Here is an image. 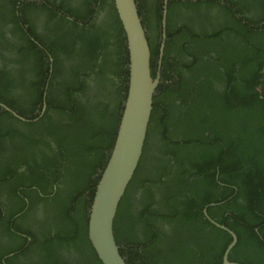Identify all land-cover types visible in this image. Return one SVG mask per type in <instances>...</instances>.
Here are the masks:
<instances>
[{"label":"trees","instance_id":"16d2710c","mask_svg":"<svg viewBox=\"0 0 264 264\" xmlns=\"http://www.w3.org/2000/svg\"><path fill=\"white\" fill-rule=\"evenodd\" d=\"M136 1L144 19L155 77L159 48L148 21L152 17L144 13L145 1ZM253 1L256 0H249ZM18 2L0 0V23H6V18L17 19L16 10L22 7ZM113 3L114 0H103L105 5ZM210 5L205 9L207 15ZM70 9L73 16H83L82 6L74 10L70 5ZM100 13L105 11L102 9ZM110 17L114 32L92 36L86 44L90 60L92 49L100 39L104 58L107 54L118 58L115 72L120 78L125 76L124 90L109 79L101 65L97 80L102 84L98 88L108 89V97L107 102L101 101L94 107L99 108L100 119L85 112L78 105V98L62 102L63 107L53 115L62 125H55L56 118L48 119L50 131L59 133L55 134L58 153L51 149L52 141H49L51 151L42 148L38 135L43 132H16L21 142L15 152L19 157L17 163L13 166L0 163V222L11 228L9 234L22 239L21 248L29 243L30 251L41 244L43 252L38 264H102L89 240V215L123 112L121 105L112 107V101L117 93L124 91L125 103L129 82L127 40L114 4ZM181 29L179 34L169 36L167 46L185 48L198 65L205 66L190 70L192 80L185 81L173 59L164 57L162 78L167 87L162 82L154 97L145 152L114 222L120 252L128 264H220L216 256L208 253L207 256L201 249L204 238L193 237L196 230L190 227L192 223L197 226L204 222L202 210L213 202L221 204L211 207L210 214L225 217L229 213L227 226L238 236L230 258L234 256L246 264H264V46L253 42L254 39L264 43V31L260 36H248L252 39L246 56L248 61L240 60L238 65L224 60L223 67H218L209 65L212 59L203 56L199 47L190 42L191 27L185 24ZM209 34L212 38L221 35L217 23L199 35ZM111 38L113 43L109 42ZM256 49L262 54L258 61L255 60ZM169 63L174 74L180 76V82L166 72ZM178 84L181 85L177 99L180 105H176L172 97ZM3 102L16 108L4 98ZM162 103L165 106L160 105ZM29 106L37 107V104ZM17 109L22 113L27 110ZM28 125L32 128L35 123ZM35 127L42 126L36 124ZM0 135L2 139L7 137L1 129ZM151 138L155 141L151 142ZM22 157L27 162L22 161ZM147 161L160 176L155 175L154 180L149 178L145 182H163V177L170 180L161 188L165 198L152 207L150 204L139 206L142 199L135 198L139 186L153 196L151 187L138 180ZM200 192H203L201 196ZM5 196L7 202L15 199L16 206L9 208ZM34 210L37 213L30 216ZM52 221L55 228L50 225ZM232 240L231 236L224 240L219 250L223 252ZM244 240L249 242L246 247L242 244ZM0 264H3L1 260Z\"/></svg>","mask_w":264,"mask_h":264},{"label":"flooded vegetation","instance_id":"af4514ba","mask_svg":"<svg viewBox=\"0 0 264 264\" xmlns=\"http://www.w3.org/2000/svg\"><path fill=\"white\" fill-rule=\"evenodd\" d=\"M144 1V13L146 16L148 13V16L152 17V20L148 19V21L151 24L152 37L156 40L155 45H158L159 48L155 67L156 76L160 74L161 83L163 82L165 87L167 85L162 78V74L165 72L163 68L165 56L168 59H173L174 65L182 71L185 81L192 80L190 70L205 66L204 64L198 65V62L185 48L167 46L169 36L179 34L177 32L183 31L181 28L185 24H188L192 29L193 37L190 42L199 47L203 56L212 59L209 65L218 67H223L224 60L238 65L240 60L248 61L246 56L249 46L252 45V39H249L248 36H260V32L264 31V0H256L252 3L249 0ZM136 3L139 6L138 1ZM209 3L212 5H210V14L207 15L205 9ZM26 4L31 7L27 8ZM113 4L115 6V2ZM113 4L105 5L103 0H53L52 2L19 0L18 5L22 7L21 10L19 8L16 10L17 19L6 18V23H0V129L7 135L6 139H2L0 135L1 164L13 166L19 159L15 152L21 142L17 140L16 132L21 134L31 131L43 132L41 136L45 135L44 137L38 135L42 139V148L47 147L49 150V141H52L51 149L54 150V153H58L59 148L58 145L56 146L55 134L59 133L56 130L50 131L48 119L54 118L53 115L57 113L58 108L63 107L62 102H72L73 99L78 98V105L85 112L90 113L96 120L100 119L101 117L97 115L100 110L94 107L99 106L101 101L107 102L108 97V89L101 91L98 88V85L102 84L97 80L101 65L108 72L109 79L124 90L126 86V79L123 75L126 70L125 66H123L124 71L121 74L123 76L120 78V74L115 72L119 66V60L113 54H107L104 58V50L101 48L103 40L100 39L92 49L91 60L88 54L89 47L86 44V40L92 36H102L106 35L105 32L109 34L114 32L115 26L110 17ZM70 5L74 10L82 6L83 16H73ZM99 6L105 13H100L102 9ZM225 6L229 8L225 9ZM165 11H167V38L162 53ZM0 19H2V15ZM141 19L144 22V19ZM119 21L121 22L120 17ZM216 23L219 25L221 35L216 38H212L210 34L199 35L205 28H211ZM109 42L113 43L114 39H109ZM253 42L260 47L264 46V43L257 40L253 39ZM176 52L185 55H178ZM206 58L203 59L207 60ZM261 59L262 54L256 49L255 60ZM126 67H130V59ZM166 72L172 73L171 78L180 82V76L174 74L170 63L167 65ZM180 88L181 85L175 88L172 94L173 102L176 105H180V101L177 100L180 96ZM124 95V91L117 93L113 98L112 107L121 105L122 109L125 104L123 103ZM3 98L12 102L16 108L3 102ZM34 104H37V107L29 106ZM160 105L165 106L163 103ZM18 107L27 110L22 113L17 109ZM87 117L90 119L89 116ZM55 118V125L60 127L62 124L57 121V116ZM30 123L41 124L42 127L37 129L34 125L31 128L28 125ZM150 141L154 142L155 140L151 138ZM21 160L27 162L25 157H22ZM148 164L147 161L145 171L141 173L138 180L151 187L153 196H150V192L145 193L142 186H139L135 192V198L142 199V203L137 204L143 207L147 204L152 207L154 203L161 202L165 198L161 188L163 184L170 182L165 177L162 178L163 182H145V179L154 180L153 176H160L154 173L152 165ZM202 194L203 192H200V196ZM4 200L7 202V196L4 197ZM220 204L213 202L206 204L202 210L204 222L197 226L192 223L190 227L196 230L193 237L204 238L201 240V249L206 251V255L216 256V262L222 264L230 244L223 252L219 250V247L231 235L227 230L217 227L214 223L224 226L230 231L233 230L227 226L229 213H226L225 217L210 214V208ZM7 205L9 208H12L13 205L16 206V200L7 202ZM36 213L34 210L30 216ZM39 220L44 223V219L39 217ZM50 225L55 228L53 221L50 222ZM10 229L2 221L0 222L1 262L3 264H38L43 252L41 244H36L30 251L27 248L29 243L21 248L22 239L9 234ZM242 244L246 247L249 242L244 240ZM231 252L229 254L231 262L246 264L236 260L234 256L231 259ZM69 261L75 262L73 259H69Z\"/></svg>","mask_w":264,"mask_h":264},{"label":"water","instance_id":"95a60500","mask_svg":"<svg viewBox=\"0 0 264 264\" xmlns=\"http://www.w3.org/2000/svg\"><path fill=\"white\" fill-rule=\"evenodd\" d=\"M127 37L129 50V84L126 101L118 126V133L107 165L101 171L93 199L88 235L103 264H128L117 243L114 222L126 190L135 176L145 147L154 109V97L161 76H153L151 50L136 0H114ZM167 11L164 13L162 53L167 38ZM233 240L227 248L222 264H238L229 254L238 244V236L226 227Z\"/></svg>","mask_w":264,"mask_h":264},{"label":"clouds","instance_id":"9594fccd","mask_svg":"<svg viewBox=\"0 0 264 264\" xmlns=\"http://www.w3.org/2000/svg\"><path fill=\"white\" fill-rule=\"evenodd\" d=\"M151 68H152V67H151ZM145 144H146V143H145ZM145 148H146V147H144L143 154H144V152H145ZM142 157H143V155H142ZM141 159H142V158H141ZM140 162H141V161H140ZM139 165H140V164H139ZM138 167H139V166H138ZM132 180H133V179H132ZM126 191H127V190H126ZM125 194H126V193H125ZM124 196H125V195H124ZM122 199H123V198H122ZM121 201H122V200H121ZM91 207H92V206H91ZM90 211H91V209H90ZM89 217H90V215H89ZM236 235H237V234H236ZM23 237H25V235H23ZM232 239H233V238H232ZM236 246H237V245H236ZM236 246H235V247H236ZM235 247H234V248H235Z\"/></svg>","mask_w":264,"mask_h":264}]
</instances>
